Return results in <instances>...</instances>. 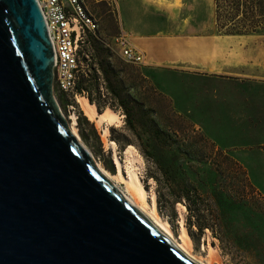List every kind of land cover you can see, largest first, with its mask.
Returning a JSON list of instances; mask_svg holds the SVG:
<instances>
[{
	"label": "rangeland",
	"instance_id": "obj_1",
	"mask_svg": "<svg viewBox=\"0 0 264 264\" xmlns=\"http://www.w3.org/2000/svg\"><path fill=\"white\" fill-rule=\"evenodd\" d=\"M114 1L77 0L96 24L84 33L93 67L100 59L110 64L134 129L110 94H99V70L87 101L97 113L110 108L119 115L108 135L87 119L99 142L83 140L77 118L86 116L70 94L54 90L60 111L75 116L79 143L108 173L117 171L115 155L126 178V149L133 148L148 206L154 203L175 241L187 237L192 255L210 264H264V32L217 33L212 0H154L145 13L138 0ZM133 21L158 29L153 54L171 63L152 55L145 65L122 60L115 38Z\"/></svg>",
	"mask_w": 264,
	"mask_h": 264
},
{
	"label": "water",
	"instance_id": "obj_2",
	"mask_svg": "<svg viewBox=\"0 0 264 264\" xmlns=\"http://www.w3.org/2000/svg\"><path fill=\"white\" fill-rule=\"evenodd\" d=\"M53 56L36 0H0V264H194L71 134Z\"/></svg>",
	"mask_w": 264,
	"mask_h": 264
},
{
	"label": "built area",
	"instance_id": "obj_3",
	"mask_svg": "<svg viewBox=\"0 0 264 264\" xmlns=\"http://www.w3.org/2000/svg\"><path fill=\"white\" fill-rule=\"evenodd\" d=\"M113 6L114 0H95ZM42 13L47 36L54 54L53 91L87 99L88 92L80 86V79H89L93 68V54L85 39V30L94 32L96 24L91 21L77 0H36ZM116 47L122 60L132 65H145L143 51L132 44L126 33L115 38ZM99 94L104 98L108 93L105 82L97 78ZM78 103V102H77Z\"/></svg>",
	"mask_w": 264,
	"mask_h": 264
},
{
	"label": "trees",
	"instance_id": "obj_4",
	"mask_svg": "<svg viewBox=\"0 0 264 264\" xmlns=\"http://www.w3.org/2000/svg\"><path fill=\"white\" fill-rule=\"evenodd\" d=\"M212 2L217 33L226 36H245L264 32V0H212ZM98 57H100V54ZM94 60H96L95 57H93ZM95 65H97V68L93 67L91 69L89 79L84 77L80 79V86L88 89L87 87L90 86V80L93 78L95 71L99 70L106 83L107 93L110 94L113 101L125 113L127 117L126 124L130 130H133L134 126L128 110L132 109L130 102L121 95L112 81L110 64L107 60L100 59V62H96ZM90 102L93 104L92 100ZM77 125L80 137L83 140L90 142V140L94 139L99 142L94 125L86 117L80 114L77 118ZM111 171H114L113 166Z\"/></svg>",
	"mask_w": 264,
	"mask_h": 264
},
{
	"label": "bare ground",
	"instance_id": "obj_5",
	"mask_svg": "<svg viewBox=\"0 0 264 264\" xmlns=\"http://www.w3.org/2000/svg\"><path fill=\"white\" fill-rule=\"evenodd\" d=\"M77 102L80 106V109L87 117V119L91 122H96L98 125L102 127L103 135H108L109 127L113 126L115 123H119V115L111 110L110 108H105L101 113H97L96 108L93 104L89 103L85 97H77ZM62 114V112H61ZM64 117V115L62 114ZM65 122L71 132V134L77 139L79 142V136L76 132L75 128V116H72L71 119L65 118ZM114 146L113 142L110 143ZM134 150L132 147H128L126 149V156L128 161V175L127 177H123L120 169V163L117 157L114 155V162L117 166V171L114 175L108 173L104 170L98 163H95V167L99 171V173L109 181V183L123 196L125 200H127L131 205H133L155 228L158 232L164 235L172 246L180 252L184 257L193 262L194 264H210L208 261H202L200 258L195 257L191 253V246L187 237L184 235L180 242L174 240L173 235L170 231L169 225L166 222H163L156 210L154 203L151 207L148 206L146 202L147 193L143 188V185L138 177L137 169L134 167L132 161L135 159ZM123 185V189L119 187V185Z\"/></svg>",
	"mask_w": 264,
	"mask_h": 264
},
{
	"label": "crops",
	"instance_id": "obj_6",
	"mask_svg": "<svg viewBox=\"0 0 264 264\" xmlns=\"http://www.w3.org/2000/svg\"><path fill=\"white\" fill-rule=\"evenodd\" d=\"M155 1H157V0H155ZM138 2L141 5V10L145 13V11L143 10V6H145L147 3H154V0H138ZM126 4H128V7H129V5H131L130 2L129 3L126 2ZM134 7L135 6L133 5V9H134ZM119 16H120V20H122V15L120 12V6H119ZM121 23H122V21H121ZM150 24H151V22H150ZM155 26H158V24H156ZM152 27L153 26H151L147 23H144L143 21H133L130 25H128V27H124L122 32H124V33L127 32L128 35L130 36V41L132 42V44L144 52V54L146 56V62H148V55H152V57L155 59V61L157 63L169 64L172 62L171 57L156 58L153 54V49L158 47V45L160 43V39L157 37V35L159 34L158 29L153 30L154 28H152ZM182 44H183V42H182ZM185 44H186V42H185ZM166 61H168V63Z\"/></svg>",
	"mask_w": 264,
	"mask_h": 264
}]
</instances>
